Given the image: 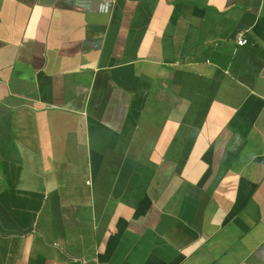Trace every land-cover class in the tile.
<instances>
[{
  "label": "crops",
  "instance_id": "1",
  "mask_svg": "<svg viewBox=\"0 0 264 264\" xmlns=\"http://www.w3.org/2000/svg\"><path fill=\"white\" fill-rule=\"evenodd\" d=\"M0 264H264V0H0Z\"/></svg>",
  "mask_w": 264,
  "mask_h": 264
},
{
  "label": "built area",
  "instance_id": "2",
  "mask_svg": "<svg viewBox=\"0 0 264 264\" xmlns=\"http://www.w3.org/2000/svg\"><path fill=\"white\" fill-rule=\"evenodd\" d=\"M237 45H243V44H245L246 43V40L244 39V37H242V36H239L238 38H237Z\"/></svg>",
  "mask_w": 264,
  "mask_h": 264
}]
</instances>
